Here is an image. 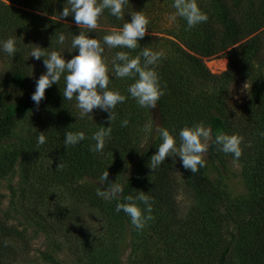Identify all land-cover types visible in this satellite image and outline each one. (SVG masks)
<instances>
[{
  "label": "trees",
  "instance_id": "obj_1",
  "mask_svg": "<svg viewBox=\"0 0 264 264\" xmlns=\"http://www.w3.org/2000/svg\"><path fill=\"white\" fill-rule=\"evenodd\" d=\"M150 1L129 0L124 6V20L130 22L132 11H141L147 15ZM165 2L173 8V0ZM196 2L200 10L207 14V22L186 30L187 23L180 17L181 29L168 34L174 40L157 39L148 34L138 40L140 47L130 50L109 49L103 44V36L110 34L113 29L121 28L124 23L112 16L109 10H105L100 17L99 27L89 31L79 28L71 15L58 20L63 7L68 6L67 0H0V49L2 42L8 38H14L15 47L19 49L15 53L18 63L1 86L8 96L0 113L1 169L7 172L13 170L15 162L20 158L17 145L7 138L16 118L29 115L38 108L47 109L51 113L53 121L49 125H53L57 131V148H60L69 165L80 176L87 175L99 180L107 170L108 180L115 182L127 166L135 163L130 176L121 184L123 193L119 200L110 202L99 197L94 184L93 190L80 191L79 195L82 196L74 197L64 208L60 207V210L48 214L35 206L25 208L22 205L23 197H20L19 206L11 203L15 220L25 225L19 230L10 224L13 218L9 212L5 217H0V264H18L17 260L22 254L28 255L29 241L26 233L29 226L43 233L48 241L44 250L38 251L37 257L30 264H62L56 253L63 245L72 256L74 264H122L119 245L123 240L120 242L119 237L124 229L128 230L132 238L144 233L146 229L160 236L169 234L170 240L164 239V264H264V0ZM81 31L89 38L101 42L107 66H112V57L118 51L128 52L131 58L139 55L144 47L154 52H163V57L154 66L161 88L166 85L165 94L156 105L160 127L166 128L175 137L178 146L180 129L202 122L211 130L209 159L213 165L219 163L224 155L234 159L232 154H225L219 145L212 142L218 132L242 137V155L238 162L244 165L242 175L249 198L242 202L231 201L221 182L212 179L206 165L196 173L182 168L181 174L199 195L200 204L191 208L185 219L180 217L175 163L166 157L154 171L148 167L150 157L162 143L161 136L158 134L153 142L147 139L151 144L142 152L139 150L138 130L146 126L148 113L127 92L128 86L134 82L130 78L115 81L109 78V90L120 92L126 100L114 109L116 119L111 125V137L106 139L103 152H90L89 146L95 144L92 135L100 127L109 126L107 119L99 126L87 130L85 128V140L75 146H65V133L76 131L73 129L70 112L73 100L68 101L63 97L64 75L58 84L46 89L45 98L37 108L31 100L35 87L25 91L29 69L23 66L21 60L23 54L28 52V47L31 49L38 45L46 52L61 53L67 61L78 55V49L71 48V41ZM60 33L66 37L63 45L57 43ZM219 53H225L228 57L227 68L220 75H212L204 66L202 58ZM41 59L43 61V57ZM45 71L46 68L42 67L40 75ZM244 82L250 84L251 91L242 114L237 117L223 114L222 108L225 105L217 92L201 94L194 88L196 85H211L218 91L224 86ZM15 92H24L25 97L19 100L9 97ZM125 119L128 125L121 127V121ZM215 167L218 175V167ZM138 191L152 198L151 214L155 217L142 230L132 226L130 217L123 211H115L117 203H127L125 197L131 195L135 198ZM82 200L89 202L90 209L97 212V226L91 227L86 218L77 216L76 210ZM68 203L73 209L68 207ZM137 205L144 213L145 205L139 201ZM174 237L178 242L175 243L176 248ZM5 241L8 242L7 246ZM129 262L133 264L130 259Z\"/></svg>",
  "mask_w": 264,
  "mask_h": 264
},
{
  "label": "rangeland",
  "instance_id": "obj_2",
  "mask_svg": "<svg viewBox=\"0 0 264 264\" xmlns=\"http://www.w3.org/2000/svg\"><path fill=\"white\" fill-rule=\"evenodd\" d=\"M150 4V11L145 15L149 20L146 35L151 34L157 39L174 40L168 34L181 29L182 19L178 16L175 20L170 18L176 10L169 7L165 0H151ZM31 49L29 47L26 49L28 52L23 54V61L21 60L23 66L29 69L26 92L31 91L35 87L36 80L40 77L39 70L44 67L42 59L36 60L29 57ZM18 50L16 49V51ZM17 59L18 57L15 54L9 56L3 48L0 49V113L1 106L8 97L6 91L1 89V86H3L8 76L12 73L14 66L18 63ZM202 61L210 74L220 75L227 68L228 57L225 53H219L213 57L202 58ZM108 68L109 78L114 81L118 80L119 78L115 76L110 64H108ZM194 88L201 94L217 92L220 100L225 105L222 108L223 114L231 117H237L242 114L243 106L248 101L251 91V86L248 82L224 86L221 88L222 90L218 89V91L211 85H196ZM9 97L19 100L25 97V93L15 92L10 94ZM70 109L73 117V129L76 132H85L88 128L99 126L108 116L106 112L94 109L92 113H89L92 118L89 116L81 118L80 110L76 107L75 98L71 103ZM146 110L148 113L147 124L143 129L140 128L138 130L140 133L139 141L137 140V142L140 143L138 146L140 152L146 149L149 146L148 144H151L147 139L150 138V142H153L159 134L156 131V128L160 127V115L157 106L155 109L146 108ZM51 117L52 115L47 109L38 108L29 115H21L16 118L13 129L7 137L9 140L14 141L18 150H20V158L15 162L13 170L7 172L1 169L2 160L0 153V217H5L9 212L11 218H13L9 223L17 226L19 230L24 228L25 223H17L18 220H15L16 217H14L11 203H15L16 207L19 206L20 197H23L22 205L25 208L30 209L35 206L41 212L48 214L58 210L60 207L64 208L67 206V202L74 197L82 196L79 195L80 191H91L93 190L92 187L96 185L97 192V189L101 187L99 180L87 175L80 176L69 165V161L60 152V148H57V131H55L53 125H49L53 121ZM40 132H44L43 134L46 137V143L43 145H38L37 143ZM210 142L211 140L208 142L209 145ZM170 159L172 162L175 160L177 168L175 177L177 176L179 185L176 193L178 209L180 217L185 219L191 208L199 206L200 198L193 187H191L189 180L181 174L183 166L180 158L176 156L170 157ZM203 159L210 170V176L212 179H217V182H221L224 192L231 201L242 202L249 198V192L242 175L244 165L241 162L236 161L234 163L233 158L229 157V155H224L219 163L217 162L216 165H213L209 159V147ZM58 164L59 167H57ZM134 165L135 163H132L127 166L116 177L114 183L122 184L130 176ZM215 166L218 167L219 176L216 173ZM35 201H38V203L35 204ZM68 207L73 209V206L69 203ZM76 214L78 217L83 216L86 218V222L90 223L91 227H95L99 223L97 212L93 209L91 210L90 203L85 200L80 201ZM26 234L29 241V253L28 255L22 254L17 260L18 264H30L37 257V252L44 250L47 246L46 236L40 231L36 232L34 226L27 227ZM164 239L170 240L169 234L160 236L146 229L144 233L132 238L128 230L124 229L119 237L120 242L124 241L119 245V257L122 264H129V259L132 260L133 264H139V262L141 264H164V260H166L164 258ZM61 242L63 241L61 240ZM175 243L178 244L174 237V247ZM63 244L65 243L63 242ZM56 255L62 264H74L73 258L66 250L65 245L57 251Z\"/></svg>",
  "mask_w": 264,
  "mask_h": 264
},
{
  "label": "clouds",
  "instance_id": "obj_3",
  "mask_svg": "<svg viewBox=\"0 0 264 264\" xmlns=\"http://www.w3.org/2000/svg\"><path fill=\"white\" fill-rule=\"evenodd\" d=\"M129 0H67V7H63L59 13L58 20L67 18L70 15L74 17V22L79 28L94 31L99 27V19L105 10L119 20L124 21L119 29H113L110 34L103 36V44L109 49L127 48L135 50L139 46L138 40L146 35L149 20L141 11H132L131 20H124V6ZM176 11L170 17L175 20L176 17L183 18L187 23V29L191 30L196 25L207 22L208 16L203 13L197 5L196 0H173L171 5ZM66 37L63 33L58 36L57 43L63 45ZM3 50L13 56L16 53L15 39L8 38L2 42ZM71 48L78 49V55L65 60L61 53L57 51L46 52L45 49L36 45L32 48L29 57L40 60L43 57V65L46 71L36 80L35 91L31 95V100L37 105L45 98L46 89L53 84H58L62 75H64L65 87L63 97L65 100H76V107L80 110V117L89 116L94 109H99L108 113V127H100L91 137L95 141L94 145L89 146V151L93 153H102L105 147L106 139L111 137L112 123L116 119L114 109L120 103L125 102L126 97L118 91L109 90V68L103 58L105 51L101 42L96 38H89L85 32L81 31L79 35H74L71 41ZM163 52H154L144 47L139 55L131 58L128 52L118 51L112 57V71L117 78H130L131 83L127 92L141 108L155 109L158 100L165 94L164 88H161L158 73L155 67L158 61L163 57ZM143 58V63L141 59ZM92 118V117H91ZM128 120L121 121V127H126ZM156 131L162 138L155 154L150 157L151 171H154L166 159V157L178 156L182 166L191 173H196L200 167L205 166L204 154L209 147V141L212 140L210 128H206L203 123H196L192 127L185 126L180 129L178 135L180 145L177 147L176 139L166 128L157 127ZM40 132L38 136V145L46 143V137ZM264 135V133H262ZM84 132H66L64 145L75 146L85 140ZM242 137L238 135H227L218 132L213 143L220 146V150L225 154H232L233 162L239 160L242 155L240 147ZM175 163V160H173ZM59 167V164L58 166ZM109 173L105 170L99 177L100 188L97 189V195L107 201L119 200L123 193V186L108 180ZM106 184V187L104 186ZM127 203H117L115 211H123L130 217L131 225L137 230H142L146 223L154 220L152 213V200L143 191H138L134 198L129 195L125 197ZM137 201L145 205L144 213L137 205ZM5 241V246H7Z\"/></svg>",
  "mask_w": 264,
  "mask_h": 264
}]
</instances>
